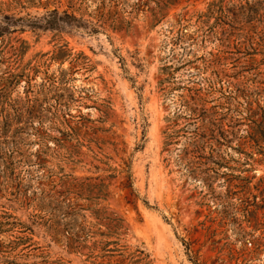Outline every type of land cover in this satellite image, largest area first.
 <instances>
[{"label": "rangeland", "instance_id": "374dc122", "mask_svg": "<svg viewBox=\"0 0 264 264\" xmlns=\"http://www.w3.org/2000/svg\"><path fill=\"white\" fill-rule=\"evenodd\" d=\"M243 1L0 0V264H264Z\"/></svg>", "mask_w": 264, "mask_h": 264}, {"label": "trees", "instance_id": "16d2710c", "mask_svg": "<svg viewBox=\"0 0 264 264\" xmlns=\"http://www.w3.org/2000/svg\"><path fill=\"white\" fill-rule=\"evenodd\" d=\"M106 0H103V8L106 7ZM102 8V9H103ZM239 15L242 23V30L246 31V42L249 43L250 47L248 50H252V54H257L258 50L264 56V0H244L243 4L239 7ZM55 20L49 22L51 28L61 27L62 22L78 21L73 15H69L67 12L64 16H60L58 11H54ZM247 25H252V29L248 32L246 30ZM250 55V54H248ZM247 120L254 124L253 134L255 137L264 139V104H258L254 107V103L247 101ZM258 117H261L259 120ZM264 152V151H263ZM77 237H80L77 235Z\"/></svg>", "mask_w": 264, "mask_h": 264}]
</instances>
